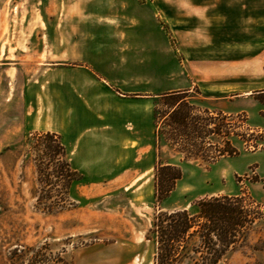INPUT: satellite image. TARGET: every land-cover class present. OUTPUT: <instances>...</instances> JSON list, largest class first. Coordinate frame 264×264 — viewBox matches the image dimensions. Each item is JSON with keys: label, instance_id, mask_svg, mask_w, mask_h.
<instances>
[{"label": "rangeland", "instance_id": "374dc122", "mask_svg": "<svg viewBox=\"0 0 264 264\" xmlns=\"http://www.w3.org/2000/svg\"><path fill=\"white\" fill-rule=\"evenodd\" d=\"M151 1L138 0L161 13L177 66L199 72L200 58L218 60L216 75H231L238 89L254 93L262 86L260 60L253 52L263 46L262 19L254 20L264 11L262 1ZM72 4L0 0V264H153L155 245L148 230L159 209L193 213L204 197L239 193L264 204V107L254 94L221 113L215 104L219 96L196 88L183 95L190 105L186 135L180 130L167 134L165 102L149 99L159 131L155 159L182 172L160 203L153 198V169L140 181L118 183L110 175L121 169L119 163L83 162L76 156L73 162L67 150L79 178L70 184L66 200L64 186L39 182L35 160L44 157V147L33 134L55 131L52 111L68 110L74 76H81L74 70ZM184 12L190 15L185 26L167 18V13L177 18ZM252 38L258 41L254 47L248 46ZM222 120L228 124L218 135ZM52 133L63 145L70 138ZM225 140L237 154L207 163ZM261 261V253L242 247L219 264Z\"/></svg>", "mask_w": 264, "mask_h": 264}, {"label": "crops", "instance_id": "0c3cea01", "mask_svg": "<svg viewBox=\"0 0 264 264\" xmlns=\"http://www.w3.org/2000/svg\"><path fill=\"white\" fill-rule=\"evenodd\" d=\"M71 2L74 70L80 71L81 76H74V94L65 107L68 110L52 111L55 117L51 127L55 131L50 132L70 134L64 146L73 162L76 156L83 162L119 163L121 169L115 167L110 178L118 183L128 178L140 181L152 171L156 160L149 99L196 88L201 93L219 96L215 104L221 113H229L223 107L238 108L240 101L254 98V93L238 89L240 86L231 75H216L218 60L200 58L199 72L177 66L157 7L153 10L138 0ZM186 14L176 18L167 13V18L185 26L190 23V15ZM256 18L262 19L263 32V46L253 49L263 74V84L256 90L259 91L264 89V11L255 21ZM248 42V46L254 47L258 41L252 38Z\"/></svg>", "mask_w": 264, "mask_h": 264}, {"label": "trees", "instance_id": "16d2710c", "mask_svg": "<svg viewBox=\"0 0 264 264\" xmlns=\"http://www.w3.org/2000/svg\"><path fill=\"white\" fill-rule=\"evenodd\" d=\"M185 92L175 91L158 95L165 102L166 111L162 120L171 131L186 135L190 105L183 101ZM255 99L264 106V89L255 91ZM206 116L208 112L205 111ZM211 117H206V120ZM228 123L221 121L218 135ZM175 126V127H174ZM158 125L155 123L154 146L157 148ZM211 133L207 130L206 134ZM228 131L224 133L227 135ZM180 135V134H179ZM33 140L43 144L44 157L35 160L39 182L56 181L64 186L62 200L68 195L70 184L79 178L71 168L67 152L60 137L52 132L33 134ZM171 140V139H170ZM217 156L207 157L210 163L225 154L236 155L227 140L218 149ZM182 172L179 166L155 160L153 166V198L160 203L174 190ZM196 212L182 208L172 211L159 209L153 217L148 234L155 245L153 264H219L226 254L237 248L246 247L261 253L264 264V204H260L244 193L236 195H214L195 203ZM251 235L255 236L252 240Z\"/></svg>", "mask_w": 264, "mask_h": 264}]
</instances>
